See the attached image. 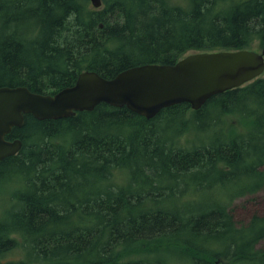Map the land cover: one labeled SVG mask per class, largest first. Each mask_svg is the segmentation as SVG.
I'll return each mask as SVG.
<instances>
[{
  "label": "trees",
  "instance_id": "trees-1",
  "mask_svg": "<svg viewBox=\"0 0 264 264\" xmlns=\"http://www.w3.org/2000/svg\"><path fill=\"white\" fill-rule=\"evenodd\" d=\"M254 48L264 0H0V87L53 95L83 71ZM5 138L22 146L0 161V189L17 184L0 264H264V216L238 225L229 210L264 189V76L197 111L147 120L101 103L24 115Z\"/></svg>",
  "mask_w": 264,
  "mask_h": 264
},
{
  "label": "water",
  "instance_id": "water-1",
  "mask_svg": "<svg viewBox=\"0 0 264 264\" xmlns=\"http://www.w3.org/2000/svg\"><path fill=\"white\" fill-rule=\"evenodd\" d=\"M89 2L95 9L101 6V0ZM263 73L264 50L195 52L172 65H139L110 79L83 71L72 86L53 95L23 86L0 87V161L21 149V140L5 137L12 128L23 126L24 115L58 120L105 103L149 120L162 109L182 103L197 111L211 97L240 88Z\"/></svg>",
  "mask_w": 264,
  "mask_h": 264
},
{
  "label": "rangeland",
  "instance_id": "rangeland-1",
  "mask_svg": "<svg viewBox=\"0 0 264 264\" xmlns=\"http://www.w3.org/2000/svg\"><path fill=\"white\" fill-rule=\"evenodd\" d=\"M253 51L261 52L262 50L254 48ZM262 76H264V73ZM232 123L234 124V117H232ZM16 187V183L9 182L0 189V218L13 205V190ZM229 210L238 225L247 224L254 215L264 216V189L254 195L238 198L230 206ZM258 248L264 249V239L258 244ZM175 259L172 261L170 258H164L165 262L163 264H188L179 258Z\"/></svg>",
  "mask_w": 264,
  "mask_h": 264
},
{
  "label": "bare ground",
  "instance_id": "bare-ground-1",
  "mask_svg": "<svg viewBox=\"0 0 264 264\" xmlns=\"http://www.w3.org/2000/svg\"><path fill=\"white\" fill-rule=\"evenodd\" d=\"M181 180H182V179H181ZM182 182H183V181H182ZM180 183H181V182H180ZM176 184H177V183H176ZM185 185H186V184H185ZM185 185H184V186H185ZM174 186H175V185H174ZM175 189H176V188H175ZM185 189H186V188H185ZM178 191H179V189H178ZM178 194H179V193H178ZM10 232H11V231H10ZM10 232H9V233H10ZM245 232H246V231H245Z\"/></svg>",
  "mask_w": 264,
  "mask_h": 264
}]
</instances>
